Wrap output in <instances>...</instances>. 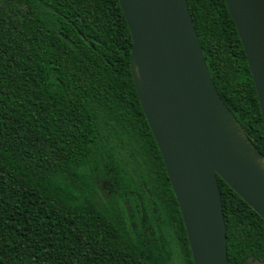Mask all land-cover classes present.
I'll list each match as a JSON object with an SVG mask.
<instances>
[{
	"label": "trees",
	"instance_id": "16d2710c",
	"mask_svg": "<svg viewBox=\"0 0 264 264\" xmlns=\"http://www.w3.org/2000/svg\"><path fill=\"white\" fill-rule=\"evenodd\" d=\"M214 88L264 156L222 0H185ZM117 0H0V264H192L129 68ZM228 264H264V222L216 177Z\"/></svg>",
	"mask_w": 264,
	"mask_h": 264
},
{
	"label": "water",
	"instance_id": "95a60500",
	"mask_svg": "<svg viewBox=\"0 0 264 264\" xmlns=\"http://www.w3.org/2000/svg\"><path fill=\"white\" fill-rule=\"evenodd\" d=\"M264 125V0H222ZM134 90L164 165L192 264H228L216 177L264 222V156L223 105L185 0H117Z\"/></svg>",
	"mask_w": 264,
	"mask_h": 264
}]
</instances>
